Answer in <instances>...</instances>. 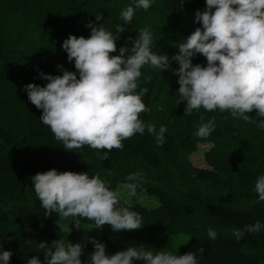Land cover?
<instances>
[{"label": "trees", "instance_id": "obj_1", "mask_svg": "<svg viewBox=\"0 0 264 264\" xmlns=\"http://www.w3.org/2000/svg\"><path fill=\"white\" fill-rule=\"evenodd\" d=\"M136 2L0 0V250L12 251L9 264H27L32 256L43 261L45 249L39 247L40 241L50 244L63 239L58 213L46 216L35 195L31 177L36 173L55 168L99 174L116 190L119 183H130L129 174L139 172L142 181L137 193L156 196L159 205L147 207L133 198L127 200L143 215L144 224L132 231H113L110 225L99 229L94 238L105 243L109 255L141 244L154 252L164 251L162 245L168 239L182 236L188 242L171 252L182 255L190 246L200 247V264H264V201L255 191L257 178L264 175V118L257 117L255 109L248 121L230 111L209 112L202 107L184 114L186 102L177 104L178 75L173 71L178 63L172 61L165 70L145 65L138 85L149 89L142 99L151 111L140 113V119L157 131L162 125L167 128L163 146L147 131L136 133L123 142V149H114L108 160H102L98 150L87 145L65 150L41 122L42 109L28 100L26 84L48 82L40 72L55 76L63 70L77 71L62 48L69 35L89 37V22L115 34V25L123 24L121 12L129 5L135 8ZM205 6L206 0H152L149 9H135L112 55H118L123 46L131 55L133 41L148 28L153 34L152 51L171 57L179 51L172 42H184L201 27L195 12ZM197 63L206 66V58L197 54L193 64ZM60 64L63 69L57 67ZM213 117L214 131L206 138L196 136L199 127ZM201 144H209L203 150L205 167L191 158L202 151ZM256 221L261 222V230L247 232L245 225ZM81 222L95 227L94 221L81 218ZM209 228L217 232L214 241L207 237ZM234 229L243 230L244 237L237 240ZM76 234L73 223L69 241L85 243ZM92 251L93 244L87 242L82 261Z\"/></svg>", "mask_w": 264, "mask_h": 264}, {"label": "clouds", "instance_id": "obj_2", "mask_svg": "<svg viewBox=\"0 0 264 264\" xmlns=\"http://www.w3.org/2000/svg\"><path fill=\"white\" fill-rule=\"evenodd\" d=\"M151 4L152 0H137L135 8L129 5L121 12L123 24L115 25V34L89 22V37L69 35L62 44L68 61H74L76 72L63 70L62 75L55 76L40 72V77L48 81L46 85L24 86L28 100L42 109L41 122L63 142L65 150L87 145L98 150L102 160H108L110 152L124 148L125 140L145 131L155 136L158 146H163L167 128L162 125L157 131L154 125H146L140 119V113L151 111L142 99L149 89L138 85L145 65L165 70L171 68L172 61L178 63V69L173 71L178 75L177 104L186 102L184 114L202 107L209 112L230 111L248 121V114L255 109L257 117L264 118V0H206L205 9L195 12V22L201 27L184 42H172L179 51L171 57L152 51L153 34L148 28L142 29L133 41L131 55H126L128 49L124 46L118 55H112L117 52L116 40L125 31L124 25L132 22L135 9L147 10ZM197 54L206 58V66L193 64ZM57 67L63 69L62 64ZM214 129L213 117L195 135L206 138ZM99 150H103L102 155ZM126 179L130 183L123 188L134 197L142 175L131 173ZM31 180L45 215L55 212L61 218L70 217L71 225L74 223L77 229L81 218L94 221L96 229L110 225L113 231L137 230L144 224L143 215L133 210L127 199H122V193L113 190L99 174L89 176L87 172L52 168L36 173ZM255 191L264 201V175L257 178ZM261 228L260 221L245 225L249 233ZM71 231L72 227L61 229L67 234ZM233 234L237 240L244 237L241 229H234ZM207 237L214 241L217 232L209 228ZM87 242L93 244L94 251L85 262L81 256ZM39 247L45 249L43 261L32 256L27 264H200L195 252H154L144 244L129 245L109 255L105 243L94 237H86L85 243L40 241ZM12 255L11 250H0V264H9Z\"/></svg>", "mask_w": 264, "mask_h": 264}, {"label": "rangeland", "instance_id": "obj_3", "mask_svg": "<svg viewBox=\"0 0 264 264\" xmlns=\"http://www.w3.org/2000/svg\"><path fill=\"white\" fill-rule=\"evenodd\" d=\"M202 151H197L195 153L192 154L191 158L194 162V164L201 166V167H205L206 163L204 162V158H203V150L204 149H208L209 148V144H201L200 145ZM125 183H119L116 186V190H119L122 193V197L124 199L130 200V199H135L136 201H138L139 203L147 206V207H157L159 205V200L156 196H152V195H147L144 193H137L134 197L133 196H128L127 195V190H125L123 188V185ZM71 221L72 218H59L58 222L61 224V226L64 228L66 227H72L73 224L71 225ZM76 230V237L77 240H86V237H94L95 235H97V232L99 231V229L90 227V225H86L84 223H80V229H77L75 227ZM70 237V233L67 234L65 232L64 236H63V240H65L66 242L69 240ZM188 242V238L185 237V239H183L182 236H177V237H173L168 239L163 245H162V249L164 251H175L177 249H179L183 244ZM192 251L197 253L199 259H201L203 257V250L200 247H196V246H190L187 250V252ZM174 254H176V252H174Z\"/></svg>", "mask_w": 264, "mask_h": 264}]
</instances>
